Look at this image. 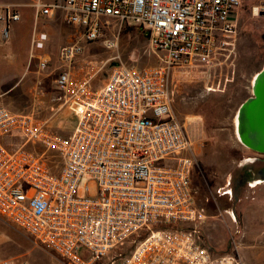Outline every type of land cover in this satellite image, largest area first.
<instances>
[{
	"label": "built area",
	"instance_id": "2783aa9c",
	"mask_svg": "<svg viewBox=\"0 0 264 264\" xmlns=\"http://www.w3.org/2000/svg\"><path fill=\"white\" fill-rule=\"evenodd\" d=\"M242 0H56L33 8L31 58L50 61L48 36L37 31L61 13L77 40L61 47L52 99L75 118L62 134L34 112L0 102V218L65 264H242L237 252L216 254L199 227L206 210L193 201L197 166L184 127L173 110L174 66L209 62L236 36ZM21 14L0 5V45L9 42ZM111 25L139 26L160 63L112 67L102 87L93 78L104 63L73 60L81 42ZM113 42H106L112 48ZM15 141H20L15 145ZM97 193L90 195V184ZM43 204V211H39ZM144 233L132 251L117 249Z\"/></svg>",
	"mask_w": 264,
	"mask_h": 264
},
{
	"label": "rangeland",
	"instance_id": "374dc122",
	"mask_svg": "<svg viewBox=\"0 0 264 264\" xmlns=\"http://www.w3.org/2000/svg\"><path fill=\"white\" fill-rule=\"evenodd\" d=\"M37 1L0 0V5L18 7L21 20L13 46L0 47V89L9 79L18 78L27 63L25 75L14 87L6 107L18 113L34 112L41 120L66 135L75 118L66 107L59 108L52 99L58 95L54 81L61 65V47L77 40L78 32L66 25L60 12L37 26L48 39L35 56L46 55L50 61L39 70L38 59L29 58L28 40L34 31L33 8ZM113 42L112 48L106 42ZM82 52L73 60L78 69L85 62L104 63L93 78V85L104 84L113 63L153 66L160 63L159 53L151 47L148 33L139 26L111 25L102 37L81 42ZM264 63V0H243L237 17L236 36L228 50L209 62L194 61L177 65L170 72L173 110L184 127L195 155L197 166L193 179V201L206 210L199 227L204 245L216 254L237 252L242 264H264V180L253 172L264 163L257 153L241 144L236 117L241 104L252 96V82ZM13 72L3 73L7 68ZM9 84V83H8ZM20 141H15V145ZM249 170V173H246ZM245 172V174H244ZM257 176V175H256ZM90 195L96 185L90 184ZM144 233L134 236L117 249L121 257L128 255ZM0 264H65L36 243L17 227L0 218Z\"/></svg>",
	"mask_w": 264,
	"mask_h": 264
},
{
	"label": "water",
	"instance_id": "95a60500",
	"mask_svg": "<svg viewBox=\"0 0 264 264\" xmlns=\"http://www.w3.org/2000/svg\"><path fill=\"white\" fill-rule=\"evenodd\" d=\"M118 65L119 63L112 64L113 67ZM236 120L241 144L264 155V63L253 79L252 96L241 104Z\"/></svg>",
	"mask_w": 264,
	"mask_h": 264
},
{
	"label": "crops",
	"instance_id": "0c3cea01",
	"mask_svg": "<svg viewBox=\"0 0 264 264\" xmlns=\"http://www.w3.org/2000/svg\"><path fill=\"white\" fill-rule=\"evenodd\" d=\"M19 23V22H18ZM18 23H16V24H14L13 25V27H12V30H11V38H10V40H9V42H7V43H5V44H3V45H0V47L1 46H9V45H11V46H13V42H14V38H15V33H16V30H17V27H18ZM30 42H31V32H30V35H29V40H28V46H29V58H30V55H31V47H30ZM21 67V70H20V74L19 75H17L18 76V78H9V77H7V76H5V79H9L8 81V83L6 84V85H4V86H2V90L0 89V102L2 103V104H7V105H9L10 106V104H9V97L11 96V94L14 92V87L16 86V84L23 78V80H25V79H27L28 77H29V75L30 74H27V75H25L24 76V74H25V70H26V68H27V63H26V65L25 66H20ZM10 72H13V70H12V67L11 68H7L6 70H4L3 71V73H10ZM105 83V82H104ZM103 86V84L100 86V87H102ZM93 88H99V85L98 84H94L93 85ZM4 104V105H5ZM74 124H75V122H74ZM74 124H73V127H74ZM72 130H73V128H72ZM71 130V131H72ZM70 131V132H71ZM69 132V133H70ZM259 179H262V178H259Z\"/></svg>",
	"mask_w": 264,
	"mask_h": 264
},
{
	"label": "flooded vegetation",
	"instance_id": "af4514ba",
	"mask_svg": "<svg viewBox=\"0 0 264 264\" xmlns=\"http://www.w3.org/2000/svg\"><path fill=\"white\" fill-rule=\"evenodd\" d=\"M242 5H243V0H242L241 6ZM258 156L261 157L260 160L264 163V155L258 154ZM249 172H250L249 170H246V173H249ZM244 174H245V172H244ZM253 175H254V177L264 179V166H262L259 170H256L255 172H253Z\"/></svg>",
	"mask_w": 264,
	"mask_h": 264
},
{
	"label": "clouds",
	"instance_id": "9594fccd",
	"mask_svg": "<svg viewBox=\"0 0 264 264\" xmlns=\"http://www.w3.org/2000/svg\"><path fill=\"white\" fill-rule=\"evenodd\" d=\"M38 210H39V211H43V204L40 205V207H39Z\"/></svg>",
	"mask_w": 264,
	"mask_h": 264
},
{
	"label": "bare ground",
	"instance_id": "6f19581e",
	"mask_svg": "<svg viewBox=\"0 0 264 264\" xmlns=\"http://www.w3.org/2000/svg\"><path fill=\"white\" fill-rule=\"evenodd\" d=\"M236 124H237V120H236Z\"/></svg>",
	"mask_w": 264,
	"mask_h": 264
}]
</instances>
